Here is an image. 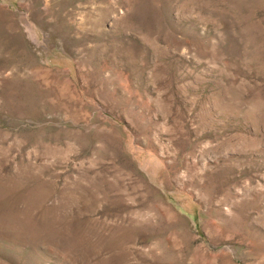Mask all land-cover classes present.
I'll return each instance as SVG.
<instances>
[{
	"label": "rangeland",
	"instance_id": "obj_1",
	"mask_svg": "<svg viewBox=\"0 0 264 264\" xmlns=\"http://www.w3.org/2000/svg\"><path fill=\"white\" fill-rule=\"evenodd\" d=\"M0 264H264V0H0Z\"/></svg>",
	"mask_w": 264,
	"mask_h": 264
}]
</instances>
